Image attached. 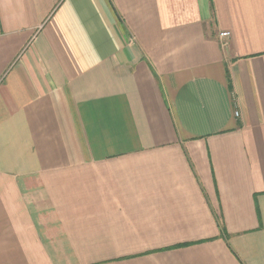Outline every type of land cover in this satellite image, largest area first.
<instances>
[{
  "label": "crops",
  "instance_id": "1",
  "mask_svg": "<svg viewBox=\"0 0 264 264\" xmlns=\"http://www.w3.org/2000/svg\"><path fill=\"white\" fill-rule=\"evenodd\" d=\"M0 264H264V0H0Z\"/></svg>",
  "mask_w": 264,
  "mask_h": 264
},
{
  "label": "built area",
  "instance_id": "2",
  "mask_svg": "<svg viewBox=\"0 0 264 264\" xmlns=\"http://www.w3.org/2000/svg\"><path fill=\"white\" fill-rule=\"evenodd\" d=\"M229 35H230V32L229 31H221L219 33V36L222 37V38H227ZM235 114H237L236 111H235Z\"/></svg>",
  "mask_w": 264,
  "mask_h": 264
}]
</instances>
